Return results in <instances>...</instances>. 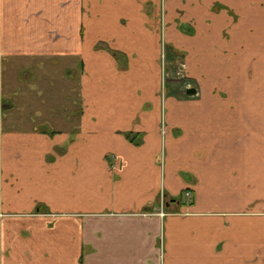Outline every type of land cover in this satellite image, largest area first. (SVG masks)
<instances>
[{"label":"crops","instance_id":"1","mask_svg":"<svg viewBox=\"0 0 264 264\" xmlns=\"http://www.w3.org/2000/svg\"><path fill=\"white\" fill-rule=\"evenodd\" d=\"M0 264H264V0H0Z\"/></svg>","mask_w":264,"mask_h":264},{"label":"rangeland","instance_id":"2","mask_svg":"<svg viewBox=\"0 0 264 264\" xmlns=\"http://www.w3.org/2000/svg\"><path fill=\"white\" fill-rule=\"evenodd\" d=\"M182 66L181 65H179V68H178V71H177V73L178 74H176V76L178 75L180 78L181 77H183L182 75ZM170 87V84H169V82L167 83V88H169ZM26 100V99H25ZM46 105H45V107L40 103V102H38V104H37V102H36V105H38L39 106V110L40 111H42V113H46V114H48V113H50V111L49 110H51V109H53L51 106H49L47 103H45ZM25 107V106H24Z\"/></svg>","mask_w":264,"mask_h":264},{"label":"water","instance_id":"3","mask_svg":"<svg viewBox=\"0 0 264 264\" xmlns=\"http://www.w3.org/2000/svg\"><path fill=\"white\" fill-rule=\"evenodd\" d=\"M196 92V89L195 88H188L187 89V93L188 94H194Z\"/></svg>","mask_w":264,"mask_h":264},{"label":"built area","instance_id":"4","mask_svg":"<svg viewBox=\"0 0 264 264\" xmlns=\"http://www.w3.org/2000/svg\"><path fill=\"white\" fill-rule=\"evenodd\" d=\"M189 194V193H188Z\"/></svg>","mask_w":264,"mask_h":264}]
</instances>
